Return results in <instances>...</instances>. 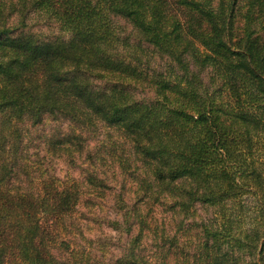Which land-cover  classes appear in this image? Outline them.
Listing matches in <instances>:
<instances>
[{
  "label": "trees",
  "instance_id": "trees-1",
  "mask_svg": "<svg viewBox=\"0 0 264 264\" xmlns=\"http://www.w3.org/2000/svg\"><path fill=\"white\" fill-rule=\"evenodd\" d=\"M16 3L22 16L42 8L61 33L16 31L0 7V264H264V0ZM46 120L66 123L45 135L46 156L80 159L81 177L22 156L21 124ZM97 126L122 142L111 155L128 148L116 158L148 205L110 221L128 235L117 254L71 237L79 204L110 192L86 142ZM161 201L171 217L196 204L217 215L194 245L179 243L154 223ZM148 236L158 241L149 250Z\"/></svg>",
  "mask_w": 264,
  "mask_h": 264
},
{
  "label": "rangeland",
  "instance_id": "rangeland-1",
  "mask_svg": "<svg viewBox=\"0 0 264 264\" xmlns=\"http://www.w3.org/2000/svg\"><path fill=\"white\" fill-rule=\"evenodd\" d=\"M16 1L17 0H0L1 13L6 15L7 25L14 27L16 31L22 29L39 35L40 37L49 38L61 33L59 23L52 15L45 12L42 8L27 5L28 8L24 11V15L22 16V12ZM115 22L123 35L133 34L131 27L125 21L118 18ZM143 52L146 54L144 59H148L153 65L157 66L163 63L160 57L150 54L146 50H143ZM208 76V71H204L203 78L206 82L208 81ZM151 93L152 92H150L148 88L138 89L139 96H147L151 95ZM20 128L22 131L20 152H22V156L29 159L30 163L35 161L38 165V162L42 160L44 162L42 168L49 172H53L60 178H65L66 176L73 178L81 177L80 165H82V161L80 159H76L73 164L68 162L64 157L46 156L47 153L44 145L45 135H48V133L56 128H59L60 131L65 130V122L46 120L38 125H30L28 122H25L21 124ZM115 136L114 132L102 126L87 130L86 142L88 150L95 155L96 160L100 158V156L103 157L100 159L102 162H100L99 168L103 171L104 177L107 178L110 192L103 200L95 199V202H91L90 200L87 203L84 201L79 204L78 211L75 215V225H70L71 231L73 232L71 237H77L81 242H87L84 238L87 237V239L105 243L104 246L107 248V251L113 254H117L127 243L128 235L122 232L123 228L118 230L112 228L110 221L120 218L122 220V213L127 210L135 209V203L140 205V209L143 213L146 212L148 206L136 199L138 195H140L138 182H134L132 176H129L120 168L118 157L116 158V156H128V148L118 145L117 154H110L112 153L110 148L111 141L117 139ZM117 142L122 144L119 140ZM20 177H22L24 181V176L22 175ZM15 179L18 180L19 178ZM144 200L147 201V199ZM90 203L93 205L89 206ZM149 205L152 204L149 202ZM152 208V216L155 218L153 219L155 220L154 223L156 222V226L163 227L165 233H169L171 236L176 231L179 243L186 242L185 239L188 238L191 245L195 244L200 234V225L203 223L211 224L212 218L217 215L213 206L203 204H196L194 209L191 208L187 217H171L167 206L162 201L153 204ZM148 218L151 221V217ZM134 219L135 218H130V221H134ZM180 219H182L183 225L177 230V223ZM64 234L66 235L65 231ZM157 244L158 241L155 239L153 240L151 236L145 237L146 249H152Z\"/></svg>",
  "mask_w": 264,
  "mask_h": 264
}]
</instances>
